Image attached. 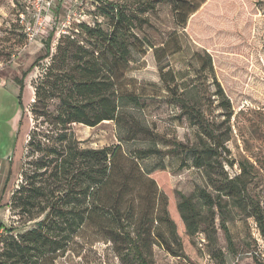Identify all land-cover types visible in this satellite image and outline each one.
<instances>
[{"label": "rangeland", "instance_id": "1", "mask_svg": "<svg viewBox=\"0 0 264 264\" xmlns=\"http://www.w3.org/2000/svg\"><path fill=\"white\" fill-rule=\"evenodd\" d=\"M62 1L57 0L56 13L52 18L47 16L44 29L28 43L19 17L28 12L25 20L32 24L33 0H0V81H12L19 88L13 79L21 78L35 64L23 80L20 127L17 97L10 93L14 108L5 93L0 100V156L9 151L11 119L17 114L11 152L14 143L15 147L10 158L0 164V234L4 230L32 228L42 218L19 217L11 210V196L24 184L23 170H33L28 167L31 159L27 147L29 138L46 127V124L39 125L42 119L35 120L31 108L34 87L51 65L55 36L48 57L47 39L54 34L68 8L77 9L82 2L83 6L78 10L87 13L105 3L121 8L131 20L126 39L130 59L116 84L122 122L120 125L103 122L94 128L74 124L70 131L81 148L120 146L117 163L124 164V157L135 160L139 170L153 184L149 186L139 181L137 171L127 165L130 180L123 210L129 209L126 204L134 198V206L130 207L134 219L128 218L126 229L133 242L121 241L113 246L107 235L92 224L71 241L68 250L53 264H145L135 249L142 239L146 264H264V241L258 226L250 217V211L238 208L234 201L222 199L224 208L216 210L207 235L202 230L192 234L178 211V194H181L190 197L205 214V208L200 206L197 198L198 192L204 190L212 197L218 196L217 184L225 177L239 176L240 168L244 167L245 197L260 207L264 217V0H206L189 18L182 30L184 36L177 38L184 52L168 56V48L160 62L155 59L154 49L161 47L172 32L181 31L174 22L173 0H96V4L93 0ZM191 1L198 3V0ZM98 12L104 14L100 20L104 30L109 31L111 14L108 7L104 6ZM78 40L82 41L84 49L99 47V43L87 34L79 35ZM60 42L64 50L67 41ZM52 51L55 55L56 48ZM202 51L211 57L215 79L229 99L230 118V111L220 107V96L212 76L208 71H195L202 61L205 62V57L196 58L193 54ZM162 67L171 68L175 73L176 86L169 84L173 89L171 92L160 80L159 69ZM172 92L182 95L199 109L202 122L228 152L225 154L220 150V157L212 162L207 172L195 168L189 153L180 151L197 144L199 134L202 139L206 137L188 115L181 113ZM126 96L137 98V104L131 103ZM48 110L55 113L58 101L52 100ZM132 122L139 128L128 130L126 126ZM128 131L129 139L125 140ZM174 147L178 151H172ZM147 148L155 149L157 153L138 158L137 151ZM154 190L156 197L152 201ZM167 215L175 225L174 231L166 222ZM164 242L171 251L166 249Z\"/></svg>", "mask_w": 264, "mask_h": 264}, {"label": "trees", "instance_id": "2", "mask_svg": "<svg viewBox=\"0 0 264 264\" xmlns=\"http://www.w3.org/2000/svg\"><path fill=\"white\" fill-rule=\"evenodd\" d=\"M92 2L96 4V0ZM205 3L206 0H198V3L191 0H173L174 22L181 31L172 32L161 47L154 49L157 62L161 61L168 48V56L184 52L177 38L184 36L182 30L186 28L189 18ZM102 5L97 10L84 12L85 21L75 23L68 35L54 39V48L51 47L50 53L51 65L34 87L31 113L35 120H43L39 123L40 126L46 124V127L38 133H33L27 142L28 154L31 155L28 167L33 170H23L25 181L11 196V210L16 211L19 217H27L28 220H35L40 216L42 218L35 222L32 228L4 230L3 234H0V264H53L59 255L68 250L71 241L92 224L107 235L113 246L121 241L133 242L126 229L128 218L134 219L130 211V207L134 206V198L126 204L129 209L123 210L124 195L130 180V175L126 172L127 165L134 167L138 180L142 183L151 186L153 181L139 170L135 160L124 157V164L117 163V155L121 154L120 146L102 149L81 148L80 142L70 131V126L74 124L94 128L103 122L118 125L122 122V116L118 112L119 96L116 84L122 78L130 59L126 39L131 20L121 8L105 3ZM104 6L108 7L111 14L109 31L104 30V24L100 20L104 14L98 12ZM81 34L94 38L99 47L93 50L84 49L81 46L82 41L78 40ZM53 36L54 34H51L47 39L46 57L49 55ZM61 40L67 41L64 50L60 46ZM55 48L56 54L52 55V49ZM104 53L107 56H104ZM95 54L97 57H94ZM201 55H204L205 62L202 61L195 71H208L212 76L220 96V107L230 111V118L231 104L215 79L211 57L205 51L193 54L196 58ZM34 66L35 64L30 66L21 78L13 79L19 86V127L23 117L20 102L23 80ZM167 67L159 69V77L171 92L173 89L169 84L176 86V76L174 71ZM172 96L181 113L188 115L189 120L206 137L202 139L199 134L197 144L180 151L189 153L195 168L207 172L212 167V162H216L220 157V150L225 154L228 152L220 144L219 138L202 122L199 109L182 95L172 92ZM126 97L131 103L137 104V98L134 96ZM54 99L58 101V110L52 113L48 110V105ZM126 127L128 130L139 128L135 122ZM129 132H126L125 140L129 139ZM17 136L18 132L16 139ZM176 149L178 151L176 147L172 151L175 152ZM155 153V149L147 148L138 150L136 155L138 158H144ZM240 170L242 173L239 176L232 179L225 177L217 184L220 192L218 196L212 197L204 190L198 192L197 198L200 206L205 208V214L190 197L178 194V211L192 234L202 230L207 235L217 211L224 208L222 199L229 198L238 208L250 211V217L255 220L264 241L262 211L257 204L245 197L246 188L242 178L246 169L241 167ZM155 197L154 190L152 201H155ZM146 219L148 218L144 220ZM166 222L174 231L175 225L168 215ZM143 241L144 239L135 245V249L142 263L146 264ZM164 244L166 249L171 251L170 246L166 242Z\"/></svg>", "mask_w": 264, "mask_h": 264}, {"label": "built area", "instance_id": "3", "mask_svg": "<svg viewBox=\"0 0 264 264\" xmlns=\"http://www.w3.org/2000/svg\"><path fill=\"white\" fill-rule=\"evenodd\" d=\"M56 2L57 0H33L31 4L32 24L28 23L25 20V16L27 18L28 12H23V14H21V16L19 17V24L22 27L24 34L26 35L28 43L32 42L37 36L38 32L40 33L44 29V23L47 19V16L52 18L53 14L56 13ZM82 6L83 3L80 2L78 8L80 9ZM78 8H68L66 10L63 19L57 23L56 31L54 32L55 40L60 36L68 35L69 31L75 23L85 21L86 18L84 15V11L78 10Z\"/></svg>", "mask_w": 264, "mask_h": 264}, {"label": "crops", "instance_id": "4", "mask_svg": "<svg viewBox=\"0 0 264 264\" xmlns=\"http://www.w3.org/2000/svg\"><path fill=\"white\" fill-rule=\"evenodd\" d=\"M10 82H11V84L12 85H14L13 87L11 86V84H10ZM14 88H15V91H13L14 90ZM17 86H15V84H13V82L12 81H0V100H1V98L4 96V93H5V95L6 96H9V101L11 102V107L12 108H14V105H13V102H12V98H11V95H10V93H12L13 95H15L16 97L18 96V94H19V88H18V91H17ZM9 94V95H8ZM1 102V101H0ZM15 112V111H14ZM21 112V111H20ZM14 116V115H13ZM17 114H15V116H14V118L13 119H11L12 121H11V124L13 125V127L10 129V142H9V151H5V154L4 155H2V156H0V164H3L5 161H7L9 158H10V156H11V154H12V152H13V149H12V152H11V141H12V137H13V135H14V132H15V130H16V120H17ZM10 122V121H9ZM17 135V134H16ZM15 144V143H14ZM13 147H14V145H13ZM11 153V154H10Z\"/></svg>", "mask_w": 264, "mask_h": 264}]
</instances>
